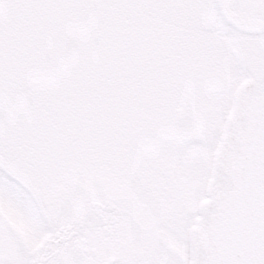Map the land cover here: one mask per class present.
Segmentation results:
<instances>
[{"label": "rangeland", "instance_id": "1", "mask_svg": "<svg viewBox=\"0 0 264 264\" xmlns=\"http://www.w3.org/2000/svg\"><path fill=\"white\" fill-rule=\"evenodd\" d=\"M55 1L76 10L0 0L3 254L117 190L196 216L233 95L264 80L225 0Z\"/></svg>", "mask_w": 264, "mask_h": 264}, {"label": "flooded vegetation", "instance_id": "2", "mask_svg": "<svg viewBox=\"0 0 264 264\" xmlns=\"http://www.w3.org/2000/svg\"><path fill=\"white\" fill-rule=\"evenodd\" d=\"M223 8L231 22L260 34L264 50V0H225ZM198 209L199 202L196 216L193 211L184 216L176 207L122 197L119 190L98 195L81 210L64 208L45 217L44 233L32 242L19 241L13 253L2 250L0 264H189Z\"/></svg>", "mask_w": 264, "mask_h": 264}, {"label": "water", "instance_id": "3", "mask_svg": "<svg viewBox=\"0 0 264 264\" xmlns=\"http://www.w3.org/2000/svg\"><path fill=\"white\" fill-rule=\"evenodd\" d=\"M190 264H264V83L237 89L190 233Z\"/></svg>", "mask_w": 264, "mask_h": 264}, {"label": "trees", "instance_id": "4", "mask_svg": "<svg viewBox=\"0 0 264 264\" xmlns=\"http://www.w3.org/2000/svg\"><path fill=\"white\" fill-rule=\"evenodd\" d=\"M29 2L31 1V0H28ZM84 2H85V0H83ZM57 3V1H55V0H52V4L53 5H51V7L50 8H54V9H58L59 11H64V13L65 12H69V10H71V7H70V5L68 4V3H62V4H60V6L59 5H57L56 4ZM77 6V5H76ZM87 7V6H86ZM73 9H75L76 10V8L75 7H72ZM88 8V7H87ZM39 10L40 11H42L43 9H41V8H37V10H36V12H39ZM44 11V10H43ZM68 18L70 19L71 17L70 16H68ZM47 23H50V21H47ZM92 54H95L94 52H92L90 55H88V57H87V61L89 62V63H93L94 61H95V59H96V62H97V56L96 55H92Z\"/></svg>", "mask_w": 264, "mask_h": 264}]
</instances>
